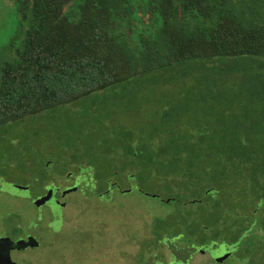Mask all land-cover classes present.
I'll return each instance as SVG.
<instances>
[{"label": "trees", "instance_id": "trees-1", "mask_svg": "<svg viewBox=\"0 0 264 264\" xmlns=\"http://www.w3.org/2000/svg\"><path fill=\"white\" fill-rule=\"evenodd\" d=\"M12 2L0 129L62 111L50 144L85 164V186L175 207L153 233L172 259L243 242L226 258L264 264V0Z\"/></svg>", "mask_w": 264, "mask_h": 264}, {"label": "rangeland", "instance_id": "rangeland-1", "mask_svg": "<svg viewBox=\"0 0 264 264\" xmlns=\"http://www.w3.org/2000/svg\"><path fill=\"white\" fill-rule=\"evenodd\" d=\"M18 36L14 4L12 0H0V79L3 63L14 57L10 45L20 44ZM66 121L63 112L56 111L31 118L27 125L0 129V235L10 234L0 240V264L11 263L13 253L20 262L21 258L25 262L35 259L30 264H177L172 261L169 247L153 235L157 230L154 218L175 207L135 192L124 194L122 190L100 197L103 184L85 186L83 174L77 171L85 164H69L70 151L50 144L59 136L54 124L65 126ZM89 135L86 132L78 137L82 150L83 145H96L98 141ZM95 153L99 160H109L98 150ZM94 172L90 170L91 177H95ZM43 174L47 179L42 178ZM70 174L73 176L68 177ZM128 185L136 187L124 180L122 189ZM72 187L77 189L65 192ZM49 191L50 199L34 202ZM183 208L192 209V205ZM13 233L23 239L13 242ZM207 242V246L213 243L211 238ZM192 243L200 242L193 239ZM178 245L184 247L183 243ZM228 245L231 244L211 251L189 250L186 264H246L247 260L255 263L260 259L249 256L246 260L236 253L226 258L247 244ZM26 248L29 249L23 254L18 253Z\"/></svg>", "mask_w": 264, "mask_h": 264}, {"label": "flooded vegetation", "instance_id": "flooded-vegetation-1", "mask_svg": "<svg viewBox=\"0 0 264 264\" xmlns=\"http://www.w3.org/2000/svg\"><path fill=\"white\" fill-rule=\"evenodd\" d=\"M81 188L79 187V190H80ZM111 191L112 190H109V191H106L105 193H107V194H109V193H111ZM10 237V234L9 235H7V234H5V233H3V235H0V240H3V239H7V238H9ZM11 240L13 241V242H16L17 240H21V239H23V236H17V234L16 233H13V234H11ZM29 248H26L24 251H18V253L19 254H23L24 252H26V250H28ZM11 256H10V261H11V263H8V264H30L31 262H34V260L35 259H32V258H30L27 262H25V261H23V259L21 258V261L22 262H20V259H17V258H15L14 257V253L13 254H10ZM3 256V254H1L0 253V258H3L2 257ZM186 258H187V255L185 256ZM173 262H175V263H177V264H186V259L185 260H183V259H179V261L177 260V258H174V260H172ZM176 261H178V262H176ZM181 261V262H180ZM8 262V261H7Z\"/></svg>", "mask_w": 264, "mask_h": 264}, {"label": "water", "instance_id": "water-1", "mask_svg": "<svg viewBox=\"0 0 264 264\" xmlns=\"http://www.w3.org/2000/svg\"><path fill=\"white\" fill-rule=\"evenodd\" d=\"M19 188H21V187H19ZM76 189H77V187L68 188L65 192H67V191H74ZM65 192H64V194H65ZM51 197H52V191H49L47 195L42 196V197L36 199L34 202L35 203H42V202L47 201ZM152 197H154V196H152Z\"/></svg>", "mask_w": 264, "mask_h": 264}]
</instances>
